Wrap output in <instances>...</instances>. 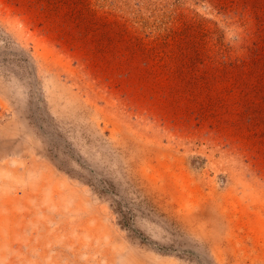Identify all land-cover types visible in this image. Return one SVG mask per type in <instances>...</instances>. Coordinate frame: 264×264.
I'll return each mask as SVG.
<instances>
[{
  "label": "rangeland",
  "instance_id": "374dc122",
  "mask_svg": "<svg viewBox=\"0 0 264 264\" xmlns=\"http://www.w3.org/2000/svg\"><path fill=\"white\" fill-rule=\"evenodd\" d=\"M0 264H264V0H0Z\"/></svg>",
  "mask_w": 264,
  "mask_h": 264
}]
</instances>
